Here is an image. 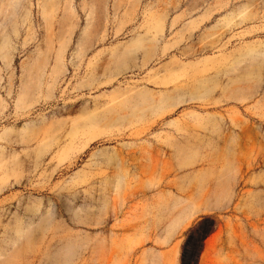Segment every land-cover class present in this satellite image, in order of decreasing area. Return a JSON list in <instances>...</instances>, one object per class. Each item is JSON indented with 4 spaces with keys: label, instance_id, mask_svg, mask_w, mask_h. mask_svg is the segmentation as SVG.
I'll use <instances>...</instances> for the list:
<instances>
[{
    "label": "rangeland",
    "instance_id": "374dc122",
    "mask_svg": "<svg viewBox=\"0 0 264 264\" xmlns=\"http://www.w3.org/2000/svg\"><path fill=\"white\" fill-rule=\"evenodd\" d=\"M21 4L15 29L0 12V264H182L204 218L199 264H264V0Z\"/></svg>",
    "mask_w": 264,
    "mask_h": 264
},
{
    "label": "bare ground",
    "instance_id": "6f19581e",
    "mask_svg": "<svg viewBox=\"0 0 264 264\" xmlns=\"http://www.w3.org/2000/svg\"><path fill=\"white\" fill-rule=\"evenodd\" d=\"M21 5L22 7V11L20 12V14L18 15V6ZM12 8V12L11 14L14 16V19L11 21L10 25L12 28H16L17 22H19L21 20V18H23L24 16H27L29 14V6L25 5V4H21V0H4L1 4L0 7V12L3 13L5 12L7 9ZM18 15V16H17ZM2 26H6L4 22L1 23ZM8 31L5 30V36H7ZM8 42V37H4V45ZM61 63V59L58 58V64L59 65ZM218 118V117H217ZM219 119V118H218ZM98 120L95 118L91 119V122H96ZM211 120H216V118H211ZM220 121V120H219ZM87 125V123L85 124ZM191 142L190 139L186 140V143ZM181 148L183 149V146H181ZM115 155H113V158L115 159ZM119 177H124L123 174H120ZM191 197V196H190ZM192 198V197H191ZM176 202L178 203H182L184 202L183 200H176ZM184 212H185V216L182 219V224H187L189 223V221L191 220L192 216L195 213V209L192 208V206L190 204H186L185 208H183ZM11 213L13 212V210H7L6 213ZM15 214H17V212H14ZM18 220L20 221V218H18ZM24 230V228H17V231L19 234H21V231ZM6 251L3 248H0V255L5 254ZM2 263V262H0Z\"/></svg>",
    "mask_w": 264,
    "mask_h": 264
},
{
    "label": "trees",
    "instance_id": "16d2710c",
    "mask_svg": "<svg viewBox=\"0 0 264 264\" xmlns=\"http://www.w3.org/2000/svg\"><path fill=\"white\" fill-rule=\"evenodd\" d=\"M203 220L207 221H203L205 223H199L197 226L189 229L188 238L183 248L182 264H199V259L203 251V242L210 236L216 226L215 220L211 218H204ZM196 235H198L196 241L200 244L195 245L193 248L191 242Z\"/></svg>",
    "mask_w": 264,
    "mask_h": 264
}]
</instances>
